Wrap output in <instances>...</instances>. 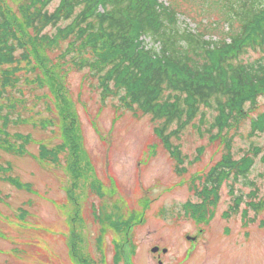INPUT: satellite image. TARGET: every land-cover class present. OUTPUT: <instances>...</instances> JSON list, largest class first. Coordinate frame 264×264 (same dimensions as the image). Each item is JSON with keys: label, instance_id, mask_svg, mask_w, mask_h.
Returning <instances> with one entry per match:
<instances>
[{"label": "rangeland", "instance_id": "374dc122", "mask_svg": "<svg viewBox=\"0 0 264 264\" xmlns=\"http://www.w3.org/2000/svg\"><path fill=\"white\" fill-rule=\"evenodd\" d=\"M3 1L22 31L21 0ZM189 1L190 8L178 10L200 19L201 5ZM58 3L52 0L48 11ZM68 42L34 51L28 39L29 59L1 67L12 81L0 98L1 117L10 119L0 141V264H264V209L248 206L264 201V130L252 132L264 119V95L228 131L235 159L261 148L247 174L253 186L224 181L208 215L195 217L184 206L198 202L197 178L221 158L224 144L197 117L171 137L178 163L149 115L121 107L117 96L102 99L89 69L71 65ZM260 56L248 48L240 58L246 64ZM203 110L204 121L217 114ZM69 111L74 128L65 118ZM237 196L242 201L231 210Z\"/></svg>", "mask_w": 264, "mask_h": 264}, {"label": "trees", "instance_id": "16d2710c", "mask_svg": "<svg viewBox=\"0 0 264 264\" xmlns=\"http://www.w3.org/2000/svg\"><path fill=\"white\" fill-rule=\"evenodd\" d=\"M51 1L21 0L20 31L17 18L0 0V98L12 81V72L1 67L29 59L28 39L34 51L35 46H57L60 39H69L65 53L71 65L89 69L102 99L117 96L121 107L149 115L158 125L155 134L178 163H182L180 150L171 137H179L197 117L199 123L209 125L210 138L224 144L221 158L197 178L201 187L194 190L199 198L184 206L188 214L205 218L228 179L240 178L253 186L247 174L261 148L235 159L230 149L233 135L228 131L248 118L246 105L256 108L258 97L264 95V0H188L201 5L200 19L178 10V6L190 8L186 0H59L50 12ZM47 27L56 32H44ZM248 48L260 50L261 56L245 64L240 57ZM203 108L216 111L210 122L204 121ZM0 118L1 141L10 120L1 117V108ZM65 118L76 127L72 112ZM263 125L262 116L253 123L252 132L263 131ZM234 201L231 210L238 208L242 197ZM262 202L250 201L248 206L262 210Z\"/></svg>", "mask_w": 264, "mask_h": 264}, {"label": "flooded vegetation", "instance_id": "af4514ba", "mask_svg": "<svg viewBox=\"0 0 264 264\" xmlns=\"http://www.w3.org/2000/svg\"><path fill=\"white\" fill-rule=\"evenodd\" d=\"M155 247H156V246H155ZM152 248H153V247H152ZM163 249H164V248H162V249L160 250L162 253H164V252H163ZM158 252H159V248L155 251V253H156V257H159V253H158ZM158 264H161V262L158 261Z\"/></svg>", "mask_w": 264, "mask_h": 264}, {"label": "water", "instance_id": "95a60500", "mask_svg": "<svg viewBox=\"0 0 264 264\" xmlns=\"http://www.w3.org/2000/svg\"><path fill=\"white\" fill-rule=\"evenodd\" d=\"M189 238L192 239V240L194 239V238H192V237H188V239H189ZM157 249H158V247H153V248L151 249V251H152V252H155ZM165 251H166V249H163V252H165Z\"/></svg>", "mask_w": 264, "mask_h": 264}]
</instances>
